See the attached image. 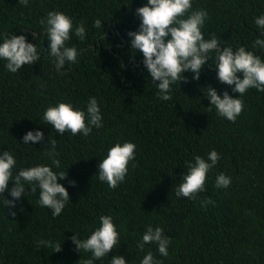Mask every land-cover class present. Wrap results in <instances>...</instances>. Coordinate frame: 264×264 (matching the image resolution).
Instances as JSON below:
<instances>
[{
  "label": "trees",
  "instance_id": "obj_1",
  "mask_svg": "<svg viewBox=\"0 0 264 264\" xmlns=\"http://www.w3.org/2000/svg\"><path fill=\"white\" fill-rule=\"evenodd\" d=\"M190 11L203 10L201 28L206 40L216 38L234 50L241 46L264 59L254 41L264 39L255 19L264 15V0H191ZM147 0H0V34L24 35L36 44L39 60L9 72L0 60V154L9 151L19 169L50 166L66 172L57 182L69 193L62 213L39 204V188L25 185L23 196L9 214L0 196V264H83L90 252L76 250L71 237L86 239L110 215L120 243L93 264H110L123 256L126 264H140L151 252L160 264H264V92L250 88L243 96L216 79V55L208 54L199 79L186 72V82L171 85L172 99H158V81L151 80L143 56L131 50L130 31H137L134 15ZM60 12L73 22L66 46L75 47L77 60L57 71L49 58L46 28L40 21ZM103 27L97 29L94 21ZM83 23L85 38L75 35ZM25 31L23 32V30ZM211 65V66H210ZM240 98L244 107L234 122L217 114L205 96L206 87ZM90 97L97 100L102 126L85 137L57 133L42 120L44 111L58 103L86 111ZM28 131L44 139L24 144ZM56 140L50 158L45 155ZM136 145L128 174L115 189L98 179V164L116 143ZM215 150L220 159L207 173L204 191L194 198L177 197L190 162L205 160ZM58 159L60 167L52 165ZM133 164L135 166H133ZM231 179L227 188L215 186L216 177ZM74 181L72 186L69 182ZM13 187L9 181L8 189ZM212 204L202 207L204 201ZM159 227L170 241L162 256L155 243L138 247L147 227ZM60 244L61 251L41 244Z\"/></svg>",
  "mask_w": 264,
  "mask_h": 264
},
{
  "label": "clouds",
  "instance_id": "obj_2",
  "mask_svg": "<svg viewBox=\"0 0 264 264\" xmlns=\"http://www.w3.org/2000/svg\"><path fill=\"white\" fill-rule=\"evenodd\" d=\"M23 6L28 5V0H19ZM191 0H147L146 5L138 7L134 15L139 18L137 31H130L127 35L131 50H138L143 56V66L151 80L158 81L156 87L159 90L158 99L168 101L172 99L171 85L181 81L186 82L183 73H193V79H199L203 66L208 62V54L216 55V79L225 85L231 86L232 91L243 96L250 88L264 92V59L261 56L247 51L241 46L235 50L229 46L218 48L220 40L212 38L206 40L201 28L207 19V13L203 10L190 11ZM46 28L49 58L52 59L57 71L64 70L66 64L75 63L77 50L75 47L66 46L73 31L72 20L63 13L50 11L46 19L40 21ZM258 28L264 29V15L255 19ZM93 26L97 29L103 27L101 20L96 19ZM264 35V31L261 33ZM75 35L81 40L85 38V27L80 23L75 28ZM260 47L264 52V39L257 38L252 47ZM36 44L28 43L24 35L0 34V60H5L6 69L16 73L25 65H31L39 60ZM211 66V65H210ZM205 96L209 99V111L214 106L219 116L234 122L243 110L242 99L232 98L227 91L222 95L216 89L206 87ZM42 120L51 125L54 130L63 135L70 132L73 136L82 134L87 137L93 127L102 126V116L97 100L90 97L86 111L74 110L71 104L58 103L48 107L42 116ZM44 139L41 131H28L22 137L24 144L38 143ZM49 139V138H48ZM51 147L45 155L50 158L58 155L55 151L56 140L49 139ZM136 145L131 142L116 143L108 149L107 155L98 164V179L106 182L109 188L115 189L123 183L128 174V165L134 161ZM220 159L218 153L213 150L208 153L207 160L196 156L194 163L188 165V172L183 176V182L176 188L175 194L179 197L194 198L197 193L204 191L207 173ZM17 161L9 152L0 154V196L8 191L12 199H4L9 214L16 202L23 196L25 185H30L31 191L39 188V204L52 210L53 217L59 216L69 202V193L59 184V179L66 178V172L57 174L50 166L37 165L29 168H21L15 176L13 169ZM52 165L60 167L58 159H52ZM133 166H135L133 164ZM9 181L13 187L8 189ZM74 186L75 182H69ZM231 179L224 174L216 177L217 188H227ZM211 199L202 202L201 206L212 204ZM76 250L90 252L91 258L83 261V264H93L94 260L104 258L109 251L120 243L119 233L110 215L99 217V226L86 239H78L74 234L71 237ZM54 251H61L60 244L53 245L51 241H41ZM155 243L158 252L162 256L168 255L169 239L163 235L159 227L153 229L149 225L142 236L138 247L143 250L145 244ZM110 264H126L123 256H113ZM140 264H160L155 261L151 252H148Z\"/></svg>",
  "mask_w": 264,
  "mask_h": 264
},
{
  "label": "water",
  "instance_id": "obj_3",
  "mask_svg": "<svg viewBox=\"0 0 264 264\" xmlns=\"http://www.w3.org/2000/svg\"><path fill=\"white\" fill-rule=\"evenodd\" d=\"M25 31V29L23 30V32ZM220 49V47H218Z\"/></svg>",
  "mask_w": 264,
  "mask_h": 264
}]
</instances>
